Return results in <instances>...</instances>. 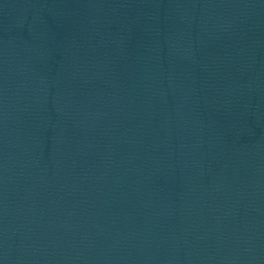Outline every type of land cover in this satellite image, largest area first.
I'll use <instances>...</instances> for the list:
<instances>
[{
	"label": "water",
	"instance_id": "obj_1",
	"mask_svg": "<svg viewBox=\"0 0 264 264\" xmlns=\"http://www.w3.org/2000/svg\"><path fill=\"white\" fill-rule=\"evenodd\" d=\"M0 264H264V0H120Z\"/></svg>",
	"mask_w": 264,
	"mask_h": 264
}]
</instances>
